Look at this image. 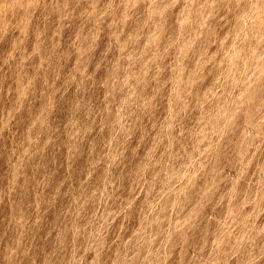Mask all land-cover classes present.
Here are the masks:
<instances>
[{"label":"rangeland","instance_id":"rangeland-1","mask_svg":"<svg viewBox=\"0 0 264 264\" xmlns=\"http://www.w3.org/2000/svg\"><path fill=\"white\" fill-rule=\"evenodd\" d=\"M0 264H264V0H0Z\"/></svg>","mask_w":264,"mask_h":264}]
</instances>
